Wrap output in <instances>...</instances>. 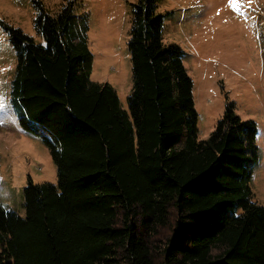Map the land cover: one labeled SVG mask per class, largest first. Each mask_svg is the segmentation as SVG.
Instances as JSON below:
<instances>
[{"label": "trees", "instance_id": "1", "mask_svg": "<svg viewBox=\"0 0 264 264\" xmlns=\"http://www.w3.org/2000/svg\"><path fill=\"white\" fill-rule=\"evenodd\" d=\"M32 2L43 43L0 22L16 55L18 124L48 146L56 182L28 178L23 216L0 202V264H264L256 132L228 103L199 138L194 80L164 40L157 0L132 5L127 108L91 79L81 3Z\"/></svg>", "mask_w": 264, "mask_h": 264}, {"label": "rangeland", "instance_id": "2", "mask_svg": "<svg viewBox=\"0 0 264 264\" xmlns=\"http://www.w3.org/2000/svg\"><path fill=\"white\" fill-rule=\"evenodd\" d=\"M62 0H42L57 9ZM87 20L92 53L91 79L109 81L127 108L133 92L129 40L132 5L139 0H78ZM165 13L163 36L179 45L194 80L200 113L199 138H208L228 103L256 136V167L252 177L254 198L264 205V0H157ZM32 0H0V19L20 27L35 42L43 43L33 22ZM8 31L0 22V202L24 215V187L34 182H56V166L48 146L26 130L11 102V79L16 55ZM164 228L163 242L170 231ZM155 256L160 255L155 251Z\"/></svg>", "mask_w": 264, "mask_h": 264}, {"label": "snow or ice", "instance_id": "3", "mask_svg": "<svg viewBox=\"0 0 264 264\" xmlns=\"http://www.w3.org/2000/svg\"><path fill=\"white\" fill-rule=\"evenodd\" d=\"M230 6L232 8H236L237 7L236 0H231Z\"/></svg>", "mask_w": 264, "mask_h": 264}, {"label": "clouds", "instance_id": "4", "mask_svg": "<svg viewBox=\"0 0 264 264\" xmlns=\"http://www.w3.org/2000/svg\"><path fill=\"white\" fill-rule=\"evenodd\" d=\"M67 2H69L70 0H66ZM74 2H76L77 4L80 2L78 0H73Z\"/></svg>", "mask_w": 264, "mask_h": 264}]
</instances>
